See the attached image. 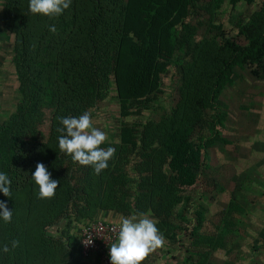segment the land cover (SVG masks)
Wrapping results in <instances>:
<instances>
[{
  "label": "trees",
  "instance_id": "1",
  "mask_svg": "<svg viewBox=\"0 0 264 264\" xmlns=\"http://www.w3.org/2000/svg\"><path fill=\"white\" fill-rule=\"evenodd\" d=\"M258 1L259 10L236 24L242 43L222 22L215 24L223 5ZM3 4V30L11 40L21 98L7 123L0 124V171L12 181L11 197L0 192V201L13 211L10 223L0 218V264H60L62 238L77 229L72 221L110 222L94 218L97 207L88 208L96 186L98 199L118 212L128 208L122 204L132 195L128 185L136 188L129 207L134 214L153 216L166 243L187 255L185 264H206L210 251H226V235L236 231L230 218L240 207L236 199L231 198L216 233L203 234L208 210L183 192L195 184L196 171L206 167L209 149L227 127L230 113L221 103L236 84L237 70L264 81V0H72L53 18L31 13L29 0ZM171 62L181 74L176 105L160 120L137 122L133 134L123 127L115 155L100 175L60 151L58 116L78 117L110 94L118 95L124 114L130 103L138 112L149 109L158 103L161 76ZM253 105L250 111H257ZM128 154L139 158L133 176L125 167ZM37 163L60 181L51 199L39 198L32 180ZM115 189L123 196L113 197ZM176 219L192 223L193 231L185 234L172 222ZM13 240L19 246L12 248ZM4 245L11 250L3 252ZM76 247L81 253L80 242ZM160 249L172 254L166 244Z\"/></svg>",
  "mask_w": 264,
  "mask_h": 264
},
{
  "label": "rangeland",
  "instance_id": "2",
  "mask_svg": "<svg viewBox=\"0 0 264 264\" xmlns=\"http://www.w3.org/2000/svg\"><path fill=\"white\" fill-rule=\"evenodd\" d=\"M259 5V1L251 4L241 2L235 8L225 4L217 13L221 19L215 21V24L222 22L230 33L229 35L242 43L236 37V24L239 20L247 21L259 10ZM3 10V0H0V124L7 123L21 98L12 65L11 40L3 30ZM203 14L206 16V12ZM205 18H209L208 14ZM190 21L191 23L196 22L193 16ZM204 27L206 26H203V30ZM235 80V86L227 91L221 103V107H227L230 113L227 127L221 129L220 136H222L216 140L215 146L209 149L208 161L205 162L206 167L202 164L203 166L198 171H196L197 168L195 169L197 172L195 184L183 192V196L199 199L208 210L207 219L201 230L203 234L216 233V228L231 198L236 199L237 207L240 206L238 212H233L230 216L235 225L233 229L236 231L231 230L232 233L226 235L229 246L226 251H210L206 264H264V81L254 79L243 70H237ZM180 82V68L175 62H171L168 71L161 76L162 94L159 96L158 103L150 107L151 110L150 108L142 109L138 112V108L130 103L125 109L128 114H124L122 103L116 94H110L107 99L98 102L89 111L92 113L94 126L108 134L107 141L101 147L115 148L119 143L118 138L123 127L132 130L133 134L134 125L137 122H145L149 119L160 120L163 115L168 114L178 100L177 92ZM251 104L257 106L255 108L257 111L254 109L250 111ZM224 140H230V142L226 143ZM128 159L130 163L125 167L129 176H133L132 172L136 169L139 158L135 157V154H128ZM68 171L72 173V170ZM75 172L81 174L82 170L75 168ZM128 187L132 195L125 198L126 200L122 203L123 206L128 205V208L125 209L126 211L118 212L117 210L111 211L112 204L107 200L102 202L98 199L96 195L99 194V188L96 186L93 199L91 200L89 195L87 197L90 200L88 208L97 207L99 209L94 218L102 219L110 215L112 216L110 222L119 223L121 216L134 214L129 206L132 205L138 191L136 188L131 189L130 185ZM119 195L123 196V193L115 189L113 197ZM100 204L105 206V210L101 209ZM180 208L177 212L182 214L183 207ZM72 222V227H77L74 233L81 237L88 220L80 224ZM172 222L182 226L186 231L185 234L193 231H191L193 224L189 221L176 219ZM183 240L185 245L190 246L191 241L188 238ZM165 244L172 249L171 255L161 253V249H157L142 264H185L187 255L174 249V247L177 248L176 245L170 242ZM194 251L196 254L201 252L199 249H194Z\"/></svg>",
  "mask_w": 264,
  "mask_h": 264
},
{
  "label": "clouds",
  "instance_id": "3",
  "mask_svg": "<svg viewBox=\"0 0 264 264\" xmlns=\"http://www.w3.org/2000/svg\"><path fill=\"white\" fill-rule=\"evenodd\" d=\"M72 0H29V10L33 14H42L50 18L60 16L70 7ZM49 31L57 33L55 25L48 26ZM62 127L56 129L61 152L70 155L74 162L82 166H91L96 175L108 168V162L115 155V148H103L108 134L94 126L92 113L84 111L78 117L58 116ZM32 180L39 188V198L51 199L56 194L60 181L52 179L51 173L43 163H37ZM11 179L6 172L0 171V192L11 197ZM13 211L9 210L5 201H0V218L10 223ZM89 239L87 243H91ZM12 248L19 246V241L13 240ZM166 238L157 227V221L148 213H137L119 218L117 239L110 245L111 264H142V262L157 249L165 246ZM3 252L11 249L3 246Z\"/></svg>",
  "mask_w": 264,
  "mask_h": 264
},
{
  "label": "built area",
  "instance_id": "4",
  "mask_svg": "<svg viewBox=\"0 0 264 264\" xmlns=\"http://www.w3.org/2000/svg\"><path fill=\"white\" fill-rule=\"evenodd\" d=\"M119 223L95 220L84 226L81 234V253L87 258L96 254L98 264H111L110 245L116 241ZM91 239L92 242L87 243Z\"/></svg>",
  "mask_w": 264,
  "mask_h": 264
},
{
  "label": "crops",
  "instance_id": "5",
  "mask_svg": "<svg viewBox=\"0 0 264 264\" xmlns=\"http://www.w3.org/2000/svg\"><path fill=\"white\" fill-rule=\"evenodd\" d=\"M111 217H110V215L109 216H105V218L108 221L111 219ZM60 229L62 230L63 227L60 228ZM71 231L67 232V234H66L68 236V238L67 237L66 238H62L61 243H62L63 246H65V248H64L65 253L63 255V258L60 259V264H98V258H97L96 254L91 255L90 257H87V258L82 256V254L78 251V249L76 247L79 244L81 237L78 236L77 233L75 234L74 232L72 233ZM58 232H60V231H58ZM69 241H73V245H74L73 247H70L68 245ZM77 241H78V243H77ZM51 264H53V263H51Z\"/></svg>",
  "mask_w": 264,
  "mask_h": 264
}]
</instances>
